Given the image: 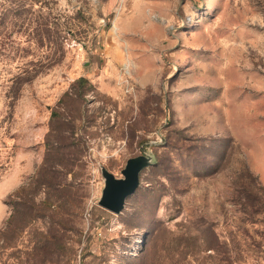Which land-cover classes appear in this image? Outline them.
I'll return each instance as SVG.
<instances>
[{"label": "rangeland", "instance_id": "rangeland-1", "mask_svg": "<svg viewBox=\"0 0 264 264\" xmlns=\"http://www.w3.org/2000/svg\"><path fill=\"white\" fill-rule=\"evenodd\" d=\"M0 264H264V0H0Z\"/></svg>", "mask_w": 264, "mask_h": 264}, {"label": "water", "instance_id": "water-1", "mask_svg": "<svg viewBox=\"0 0 264 264\" xmlns=\"http://www.w3.org/2000/svg\"><path fill=\"white\" fill-rule=\"evenodd\" d=\"M150 163V155L147 154L130 157L121 170L122 177H115L113 173L103 168L104 186L98 204L113 213L121 212L125 199L139 185L141 170Z\"/></svg>", "mask_w": 264, "mask_h": 264}, {"label": "trees", "instance_id": "trees-1", "mask_svg": "<svg viewBox=\"0 0 264 264\" xmlns=\"http://www.w3.org/2000/svg\"><path fill=\"white\" fill-rule=\"evenodd\" d=\"M39 181H44V180H39ZM45 181H46V180H45ZM48 181H49V180H48ZM45 185H46L47 187L50 186V184H49L48 182H46ZM39 205H43V207H45V206H49L48 199L44 198V199L39 203ZM33 206H34L33 203H27V206H26L27 214H25L26 216H27V215H28V216L31 215L32 207H33ZM16 207H17V205H16ZM14 211H15V209H14ZM16 213H17V212L11 214V216H10V220H12V218L15 217V214H16ZM10 220H9V222H10ZM11 229H12V231L14 230V228H11Z\"/></svg>", "mask_w": 264, "mask_h": 264}, {"label": "crops", "instance_id": "crops-1", "mask_svg": "<svg viewBox=\"0 0 264 264\" xmlns=\"http://www.w3.org/2000/svg\"><path fill=\"white\" fill-rule=\"evenodd\" d=\"M135 18L138 20L137 15L135 16ZM135 18H134V19H135ZM134 19L132 20V23H133Z\"/></svg>", "mask_w": 264, "mask_h": 264}]
</instances>
